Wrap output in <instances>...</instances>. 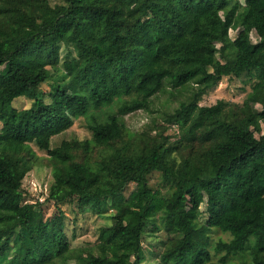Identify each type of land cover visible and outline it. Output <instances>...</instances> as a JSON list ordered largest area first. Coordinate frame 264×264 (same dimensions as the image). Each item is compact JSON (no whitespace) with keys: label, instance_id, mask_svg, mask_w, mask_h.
<instances>
[{"label":"trees","instance_id":"16d2710c","mask_svg":"<svg viewBox=\"0 0 264 264\" xmlns=\"http://www.w3.org/2000/svg\"><path fill=\"white\" fill-rule=\"evenodd\" d=\"M61 45L73 51L60 61ZM241 75L252 81L241 104H199ZM188 84L174 135L155 121L128 129L125 114ZM20 97L31 106L16 108ZM80 118L90 138L51 145ZM262 121L264 0H0V264H143L155 234L157 264H264ZM37 150L51 167L48 216L44 201L23 203ZM63 203L109 219L94 247H71Z\"/></svg>","mask_w":264,"mask_h":264},{"label":"rangeland","instance_id":"374dc122","mask_svg":"<svg viewBox=\"0 0 264 264\" xmlns=\"http://www.w3.org/2000/svg\"><path fill=\"white\" fill-rule=\"evenodd\" d=\"M242 4L244 0H239ZM241 29H230L229 36L233 39L236 36L238 30ZM251 40L255 42L257 36L254 31L251 32ZM218 45V44H217ZM72 50L71 47L62 46L60 48V61L64 60V55L67 51ZM73 51V50H72ZM72 55V53H71ZM61 63V62H60ZM47 68L51 69V66ZM62 67L56 72L51 69V78L44 84L41 85L40 89L44 92H49L51 86L55 83L57 73H61ZM252 81H250L246 75L240 77L224 78L217 86L207 90L200 98L199 104L210 106L215 104L219 99H223L232 104H241L246 94L249 92ZM193 85L188 84L185 87L172 88L167 86L163 92L158 93L152 97L150 109L148 111L138 110L132 113L125 114L123 116L124 122L128 129L133 132H139L146 129V126H151L153 122L155 124H166L170 123L167 121L179 107L181 102H184L193 93ZM32 104V101L25 97H20L14 101L16 108H28ZM255 107L259 108V105ZM86 122L80 118L74 121L73 126L66 132L55 136L52 139L51 145H57L63 139L77 138L79 140L90 138L91 133L88 130ZM260 134H264V121L260 124ZM177 131L176 127L169 125L167 133L175 134ZM260 134L256 133V137ZM173 139V138H172ZM39 156L38 163L35 164L31 171L24 177L22 181V191L24 193L25 202H39L44 201L49 185L52 181L51 167L46 165L47 161L44 156L45 153L37 150ZM149 184L153 189H157L162 193L165 191V186L162 185L160 174L158 172H152L149 176ZM131 184L125 192V195L132 189ZM65 214L66 233L70 238L71 247L74 249H87L92 248L97 243L98 229L103 225L110 224L109 219L103 218L100 215L93 212L79 213L75 203H63L59 205ZM42 209L46 216L52 214L55 210L54 205L51 202H42ZM201 211L204 210V205L201 206ZM206 214L203 213L200 217L201 221H204ZM149 227L147 228L148 231ZM150 235V234H149ZM147 237V236H146ZM214 237H222L227 239L228 236L219 231L214 232ZM161 241L160 235H150V237L144 240V261L143 264H157L159 261V253L161 246L158 241ZM238 257L234 259L237 261ZM70 262L75 263L74 260Z\"/></svg>","mask_w":264,"mask_h":264}]
</instances>
